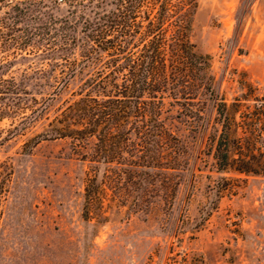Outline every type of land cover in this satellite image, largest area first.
<instances>
[{
    "label": "rangeland",
    "instance_id": "374dc122",
    "mask_svg": "<svg viewBox=\"0 0 264 264\" xmlns=\"http://www.w3.org/2000/svg\"><path fill=\"white\" fill-rule=\"evenodd\" d=\"M109 7L0 0V264H264V175L214 169L217 121L204 94L164 112L178 139L176 167L146 168L138 183L116 170L128 182L113 185L104 180L117 174L100 164L98 198L88 204L94 138L34 141L81 79L111 70L85 35ZM188 37L208 54L212 86L227 103L264 92V0H196ZM63 75L71 78L49 100L54 82L46 79ZM9 77L24 87L13 105Z\"/></svg>",
    "mask_w": 264,
    "mask_h": 264
},
{
    "label": "trees",
    "instance_id": "16d2710c",
    "mask_svg": "<svg viewBox=\"0 0 264 264\" xmlns=\"http://www.w3.org/2000/svg\"><path fill=\"white\" fill-rule=\"evenodd\" d=\"M108 2L110 7L88 23L85 35L96 42L91 50L105 53L111 70L81 79L72 92L75 96L34 140L94 138L84 183L85 204L98 198L100 164L117 174L104 180L113 185L134 176L138 183L144 180L139 175L152 166L176 167L178 139L166 125L164 112L169 106L194 104L201 93L212 101L216 114V132L210 137L214 169L264 175V92L247 90L227 103L214 90L209 56L197 52L188 37L196 0ZM70 78L46 79L54 82L48 99ZM6 84L13 105L24 87L13 77ZM48 104L43 101L30 114L37 116ZM116 170L127 173L128 179ZM3 184L0 179V193Z\"/></svg>",
    "mask_w": 264,
    "mask_h": 264
}]
</instances>
